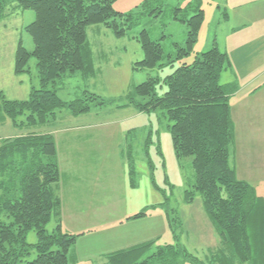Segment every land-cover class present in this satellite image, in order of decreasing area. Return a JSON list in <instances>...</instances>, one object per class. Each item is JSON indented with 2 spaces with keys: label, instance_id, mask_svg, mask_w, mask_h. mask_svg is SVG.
Listing matches in <instances>:
<instances>
[{
  "label": "trees",
  "instance_id": "16d2710c",
  "mask_svg": "<svg viewBox=\"0 0 264 264\" xmlns=\"http://www.w3.org/2000/svg\"><path fill=\"white\" fill-rule=\"evenodd\" d=\"M116 1L0 0V22L16 10L35 13V20L26 27L34 50L28 51L19 41L14 73L28 74L29 62L35 58L40 82L26 100H9L0 93V120L7 118L15 127L29 130L0 143V264H70L73 260L71 252L81 235L62 229L57 143L52 134L32 128L51 123L63 109L78 117L89 114L92 106L106 104L88 93L64 102L58 96L57 82L77 73L85 78L95 74L89 26L103 25L123 38L137 25L133 15L114 9ZM155 1L147 0L142 11ZM162 11L159 6L148 13L159 16ZM204 13L199 5L174 9V19L188 27V35L185 46L175 43V52L167 56L161 40H153L147 30H142L137 41L144 58L135 64V70L174 68L189 56L198 41ZM230 66L228 54L214 41L212 48L197 54L192 63H182L164 78L149 77L126 97V104L118 106L134 107L139 113L163 112L170 123L177 158L193 159L195 182L185 199L190 203L195 194H201L219 245L199 258L178 244L156 247L149 242L104 256L106 264H264V198L248 182L238 179L230 161L235 141L230 102L239 87L220 82ZM164 88L160 95L158 90ZM2 217L11 222H4ZM53 218L57 225L49 233L47 226ZM31 231L38 239L34 245L27 243Z\"/></svg>",
  "mask_w": 264,
  "mask_h": 264
},
{
  "label": "rangeland",
  "instance_id": "374dc122",
  "mask_svg": "<svg viewBox=\"0 0 264 264\" xmlns=\"http://www.w3.org/2000/svg\"><path fill=\"white\" fill-rule=\"evenodd\" d=\"M146 1L117 0L114 9L133 15L137 25L123 38L114 36L103 25L89 26L87 36L95 74L85 78L77 73L57 82L58 96L64 102L88 93L106 104L92 106L89 114L78 117L63 109L51 123L32 128L55 136L61 171L59 195L65 201L63 231L88 232L77 240L70 264H106L104 256L149 242L156 247L178 244L190 254L205 258L220 242L204 211L201 194H195L190 203L185 199L195 182L193 159L177 158L170 123L163 112L139 113L134 107L118 106L126 104V97L149 77L164 78L182 63H192L197 54L210 50L214 41L231 62L222 73L221 84L233 83L240 90L243 84L253 82L264 73V0H156L145 12L142 8ZM194 5H199L205 15L192 53L174 68L136 71L135 64L144 58L137 41L139 33L147 30L153 40H161L166 56L173 54L175 43L185 46L188 27L177 22L172 13L176 8ZM159 6L163 10L160 15L155 13L159 16L148 13ZM34 20L33 11L16 10L0 22V91L5 90L9 98L26 100L33 88L40 87L35 58L29 62L28 74H14L19 41L28 51L34 50L26 32ZM263 81H254L250 89ZM164 92L165 88L158 90L160 95ZM28 132L7 118L0 121V139ZM230 155L231 165L236 167L234 145ZM262 178L252 173L244 177L264 198ZM141 213L146 215L135 218ZM56 225L53 218L48 232L52 233ZM37 240L36 233L29 232L27 243L34 245Z\"/></svg>",
  "mask_w": 264,
  "mask_h": 264
},
{
  "label": "crops",
  "instance_id": "0c3cea01",
  "mask_svg": "<svg viewBox=\"0 0 264 264\" xmlns=\"http://www.w3.org/2000/svg\"><path fill=\"white\" fill-rule=\"evenodd\" d=\"M16 77L18 76L16 75ZM261 78H264V73H260L259 76L255 77L253 82ZM253 82H247L246 84H243V87H241L233 97L235 102L232 101L231 98L232 119L235 126L234 146L237 161L235 170L238 179L246 182L248 181L244 179V177H246L249 173H252V175L255 177L260 175L263 177L262 179H264V81L257 87L250 89V85ZM11 92H13V90H11ZM0 93H2L9 100H17L14 98H9L5 94V90L0 91ZM0 121H3V119ZM16 137H19V135L9 136V138L6 136V138L0 139V142L5 139H12ZM59 159L58 153V160ZM64 203L65 201L62 202V205ZM62 226L63 228L65 227L63 219ZM66 232L81 236H84L86 233H88L81 230L67 229Z\"/></svg>",
  "mask_w": 264,
  "mask_h": 264
}]
</instances>
